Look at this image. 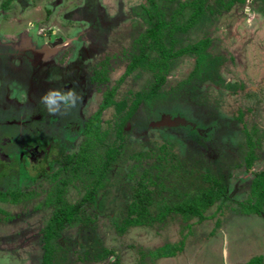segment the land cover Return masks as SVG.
Returning a JSON list of instances; mask_svg holds the SVG:
<instances>
[{"label":"rangeland","instance_id":"374dc122","mask_svg":"<svg viewBox=\"0 0 264 264\" xmlns=\"http://www.w3.org/2000/svg\"><path fill=\"white\" fill-rule=\"evenodd\" d=\"M56 1L24 0L21 4L16 1L11 4L8 15L11 20L18 22L24 15L23 11L27 18H30L31 13L32 19H40L49 7L55 8L52 13L60 16L61 13L77 11L85 6H90L89 17L103 14L106 19L103 31L97 27L88 28L91 24H81L80 28L89 29L87 33L102 36L98 52L95 59L90 61L89 68L108 60L109 69H116L117 72L112 77L110 89L124 75L135 55L134 40L149 28L138 16L141 5L150 6L147 0H96V4H93V0H58L59 6L55 7ZM169 1L157 0L159 6L166 7L167 20L182 3L191 0ZM221 1L223 4L218 3V0H207L206 6L212 11L208 10L196 21L190 20L191 10L180 12L174 23L178 30L174 32L172 50L177 52L208 40L206 52L211 59L216 60L215 73L230 88L216 86L210 80L199 83L198 79L192 78L198 58L195 53H186L170 60L168 77L160 94L151 100L149 107L139 110V116L130 123L124 140L119 141L114 136L117 129L115 123H118L116 107L107 109L102 114L101 130L111 132L108 142L110 144L115 141L120 146L121 155L117 162L111 163L103 180L107 186L105 192L101 190L106 195L99 199L103 213L97 215L94 206L88 209L96 221L91 223L89 231L84 229L83 237H80L83 226L75 224L66 227L61 240L67 251L60 254L61 258H57L54 264H116V259L120 264H248L256 257H263L264 262V217L250 215L252 209L261 208L260 202L255 207V203H251L255 202V198L251 199L250 183L257 173L264 172V0H246L244 3L236 0L232 4H229L231 0ZM3 2L5 0H0V9ZM93 13L95 16H92ZM115 15H118L116 23H112ZM77 20L75 17L70 21L72 27L67 31L64 21L58 33H70L75 29L72 36H78L81 29ZM32 21L35 23V20ZM38 27V30L43 31L42 38L54 35L50 32V29L55 30L51 25ZM28 28L30 30L33 27ZM166 40L167 47H171V38ZM152 58H157L156 53H151L149 60ZM121 81L116 103L126 101L129 106L137 93L146 92L153 85L155 78L150 70L139 68ZM13 84L19 90L22 89L20 81ZM11 88L8 87V94L12 92ZM195 88H198L195 96L197 103L193 105L189 97L190 93L196 91ZM99 91H93L94 99L91 97L92 102L89 99L87 107H90H86V117L98 109L102 99ZM14 108H19L18 101ZM122 111L125 113L127 107ZM181 111L185 112V116L180 117L188 122L187 126H193L191 121L201 124V131L198 132L206 135L207 143L219 137L215 138L216 144L212 150L207 143L201 144L200 137L198 141L189 138L190 134L181 129L187 126H178L181 127L178 129L156 125L163 117H179ZM4 117L0 120V139L5 135L2 147L9 146V150L16 152L21 140L17 139L10 146L13 137L4 134V131L13 130L17 122L10 119L6 123ZM238 117L242 121H238ZM228 124L231 127L226 128ZM191 129L195 131L196 127ZM44 130L49 135L56 134L54 128L46 126ZM245 131L257 145L256 162L251 172H247L241 164L250 150ZM56 153L60 154V149L56 148ZM98 158L99 155H95L94 161L99 165ZM218 161H221L223 171ZM13 163L10 172L7 169L5 173L2 172L1 181L16 173L17 168ZM57 169L55 166L49 173L41 170V176L35 182L27 181L22 188L25 196L22 195L18 204L0 202L3 211L0 213V264H42L44 230L57 209L54 202L47 201L51 197L54 201V192L62 186V182L73 178L72 172L61 171L59 177L54 179L52 176ZM30 171L34 172L32 168ZM219 172L225 175L229 196L207 209L203 221H199L198 217H187L171 211L163 221L130 227L124 234L117 232L115 218L126 215L124 209L128 202L133 201L131 197L145 176L154 202L150 209L151 215L156 217L166 206L176 208L190 200L191 196L209 188L211 184L204 175H218ZM85 177L89 176L84 175L83 179ZM95 178L92 176L91 179ZM13 183H18L17 179ZM1 188L5 189L4 185ZM65 188V198L71 204L77 203L85 194L84 186L78 180L69 182ZM93 227L95 229L91 230ZM89 245H92L91 251L95 253L96 250L100 253L108 249L114 255L107 259H96L92 253L86 255L84 248H89ZM166 245L182 246L183 250L171 258L153 256V252ZM172 250L168 248V253L171 254Z\"/></svg>","mask_w":264,"mask_h":264},{"label":"flooded vegetation","instance_id":"af4514ba","mask_svg":"<svg viewBox=\"0 0 264 264\" xmlns=\"http://www.w3.org/2000/svg\"><path fill=\"white\" fill-rule=\"evenodd\" d=\"M16 1L18 4H21L22 1L24 0H5V2L2 3L0 9V120L1 118H5L4 116H6V120H5L6 123L7 122L9 123L10 119L15 120L17 122L13 130H11L10 132L4 131V134L7 133L8 135H11L13 137L11 139L12 142L10 146L17 139L18 141L21 140L22 142L18 147H16L17 148L16 150L17 153H16L15 151L9 150L10 148L9 146L2 147L3 145L2 138L5 140V135H3L4 137L2 136L0 139V176L3 173H5L6 169L9 172L12 170L11 169V167L13 166L12 162H14L13 164L17 168L16 173L14 172L15 174L13 173L8 175V177L5 178L3 181H1L2 177L0 178V202L5 201L14 205L18 204L21 201L22 195L25 196L22 188L26 186V182L27 181L35 182V180H37L41 176V170L43 173H49L50 171L54 170L55 166H57L58 169L55 172V174L52 176L53 178L56 175H58L59 177L61 171H63V173L71 172V166L67 165L66 167H64L62 160L66 156L78 154L81 152L84 143L89 138V127L91 121L95 119L97 116H99L100 127H101L102 114L107 109L111 107H116V104H119L116 103L117 102L116 96L118 95L119 88L122 84L121 80H123L124 78L135 72L137 69H139L137 68L133 70L130 74L126 75L128 70L127 67L124 75L120 77L118 81H116L114 85L111 86L109 89V85H111V83L113 82L112 77L117 72L116 69H109L108 60H105L104 62L98 65H96L97 64L96 63L95 65H93L92 69L89 68L91 66L90 61L92 62V60L95 59L96 52H98L102 36L96 33L95 34L87 33L90 32L89 29L80 28L81 24H84L85 26L86 24H91L92 26L88 27L87 25V27L88 28L97 27L98 30L103 31L105 26V23L103 22L104 20H106L103 14H101L100 16L98 14L97 17L93 13L92 16L95 17H89L91 16L89 14L90 6L89 8L85 6L77 11L73 10V11H68L66 13L64 12L61 13L60 16H58L56 13H52V11H54L55 8L49 7L45 9L44 11L45 15L43 16L42 14L40 19L39 18L32 19L31 13H30V18H27L25 11H23L24 15L17 22L11 20V18H9L8 15V13H10L9 11L11 10L10 8L11 4H13ZM57 1L54 2L55 7L59 6L58 4L59 2ZM87 1L90 2L89 0ZM93 2H94L93 4H96V0H93ZM147 2L150 5L148 0ZM145 7L148 8L149 6L141 5L139 11H141ZM96 12H98V10ZM117 16L118 15L112 17L113 19L112 20L113 22L111 21L112 23H116ZM138 16L140 17L139 14ZM75 17L78 19L77 25L79 26V29H81L79 35L72 36V33L75 29H72L73 31H71L70 33L62 32V34H59L58 33V30H60L59 26L64 24V21H66L67 27H65V29L66 31L69 30L68 28L72 27L71 24L72 22L70 21H72V19H75ZM32 20H35V23H31L33 22ZM42 23H44L45 25L49 24L52 26V28H55V30L50 29L51 30L50 32H52V34L54 35L51 36L46 35L42 38L41 35L43 31L38 30L39 28L38 25L39 26L44 25ZM34 24H36V26H34ZM31 26L33 28L29 30L28 27ZM14 29H17L16 33L14 32ZM66 34L68 36H66ZM63 35L65 37H63ZM134 44H135V40L133 46ZM136 53L137 52H135L134 54ZM130 64L131 61L129 65ZM28 65L30 66L28 67ZM34 69H39V71L37 72ZM217 75L218 77H220L219 74ZM167 77L168 75L166 76V80ZM166 80L162 85V88L164 87ZM18 81H20L22 84L21 90H19V88H16L15 85L13 84V83L17 84ZM211 83H213L216 86H219L214 82ZM10 86L12 87L11 88L12 92L8 94L7 93L8 87L10 88ZM150 88L146 92H148ZM96 89H98V91L101 90L99 91L102 95L101 102L98 105V109H96V111H94L92 115L86 117L85 110L90 107V106L87 107V104L89 102V99H92L91 97H93L94 95L93 91H96V93H98ZM195 89L196 91L194 93H190L189 98H191L194 103H197V97L195 96L197 94L198 88ZM17 90L19 91V93L15 94ZM49 90H60L63 92L69 90H75V92L80 96V100L74 101L73 99L69 101V103L72 105L77 103V106L71 108L66 115H59V114L50 115L46 110L45 106L41 103V97L44 96ZM107 98L111 99V101H113V104L112 106L102 110L101 114L99 115V111L102 105L106 102ZM93 99L90 102H92ZM17 101L19 104V108L15 109L14 105L16 104ZM135 101H136V97L129 106L127 105V103H125V107H127V111L125 113H123V111L120 112L117 111L116 117H118L117 119L118 123L116 122V120L114 121L113 118V122L114 123L116 122L115 126L117 128L114 133V136H116V133L121 126L123 117H125L128 114L129 109L135 104ZM138 112L139 110L135 111L133 115L127 118L128 120L124 123L122 127L124 134L123 140L125 138V133L130 123L134 121L137 116H139ZM173 116L175 117V115ZM178 116L184 117L185 112L184 111L179 112ZM238 121H242V118L238 117ZM191 122L193 123L192 127L194 126L196 127V130L194 129L195 131H192L191 129L192 127L189 126L182 128L177 127V128L185 129L190 134L189 138L198 141V137H200L199 140L201 141V144L207 143L208 139L205 138L206 135L204 134L202 135L200 134V132H198V130H200L202 127L201 124L194 121ZM46 126L54 128L56 134L50 133L51 135H49V133L44 130ZM229 127L231 126H229L228 124V127L226 128ZM105 131L109 132V135L104 140L103 147L101 148L97 147L95 148L94 151L91 152L92 154H89L87 167L84 168L85 169L84 171L86 172L89 170L88 176L90 177V180L88 181V179H86L87 181H84L85 178L83 179V176L85 174L83 173L80 175V178L73 176L72 179L71 178L67 179L71 183H73V181L75 180H78V182L84 186L85 194L86 191L90 188L88 186L89 183L90 182H92L93 184L96 183L97 178L100 175L98 169L101 168L100 165L101 161L106 158L107 151L110 149V147L111 146L115 147L116 151L118 152L116 160H118L121 155L120 146H117L115 141L110 144L108 142L109 140L108 137L110 136L111 132L108 130ZM101 132L104 131L101 130ZM245 133H246V143L249 146V149L251 150L252 148L255 153L257 149V145L252 141L253 139L251 138V135L246 131ZM175 136L180 138L178 135ZM215 138L218 139L219 137L216 136ZM215 138L214 140H211L210 143H207V146H209L211 150L213 148V145L216 144ZM115 139L117 140L119 139V141H122L117 136L115 137ZM9 140L10 139H7V141ZM181 142L186 143L187 141L181 140ZM201 147L204 148V146ZM56 148L60 149V154L56 153ZM95 152H101V153L97 154ZM95 155H99L98 158L99 165L96 164L94 161ZM220 162L221 161H219V164ZM255 162H256V156L252 164V167L248 168L247 157H245L243 163L241 164L245 166L247 172H251ZM95 164L96 166H94ZM111 166L112 164H110L108 169L105 170L104 179ZM96 167H98V169ZM219 167L222 170L223 165L220 164ZM31 168L32 170H34V172H36V175H33L34 172L30 171ZM91 169H96V171H94L95 172L94 174L93 171H91ZM90 171L92 174L90 173ZM262 173L264 172L257 173L254 179L258 176V174H262ZM228 175H230L229 172ZM92 176L96 177L95 180L91 179ZM213 176L218 178L221 181V183L226 185L227 188V181L225 180V175L223 173L219 172L218 175H213ZM11 178H13L12 181ZM16 179L18 183H13L16 181ZM254 179L252 180V182L254 181ZM69 182L67 183V185L69 184ZM252 182L250 183L251 199L255 198V202L251 201V203H255V205H253L255 207L259 202L257 200V197L253 195ZM3 185L5 189L2 190L1 187H3ZM106 187L107 186L104 185L102 181L101 186H99L97 188L98 190L95 191L94 198L96 199L97 204L90 202L84 203L82 207L85 208L87 213H89L88 209L93 208V206L95 208L97 207L98 215L103 213V210L101 209L100 200H101V196H105L106 193L102 194L101 190L103 191L104 188ZM65 189L66 188H64L62 198L63 200L67 201L65 198V194H66ZM135 193L132 196H134ZM84 195L77 203L75 204L69 203V204L71 205L79 204L81 201L84 200L85 198ZM227 196H229L228 192H227ZM126 198L129 199V197ZM53 202L54 201L52 199L51 203ZM263 205H264V200L263 202H261L260 205L261 208L260 209L255 208V212L250 211V215L255 214L264 217V211L262 210ZM54 206L55 208L57 207L56 204H54ZM0 213H3L2 209H0ZM199 221L201 220L199 219ZM94 229L95 228H93V230ZM182 250L178 251L177 253L181 252ZM171 257L174 256H169L165 258H171Z\"/></svg>","mask_w":264,"mask_h":264},{"label":"trees","instance_id":"16d2710c","mask_svg":"<svg viewBox=\"0 0 264 264\" xmlns=\"http://www.w3.org/2000/svg\"><path fill=\"white\" fill-rule=\"evenodd\" d=\"M148 1L150 3V6L148 8L145 7L141 11H139V15L142 20L149 25V28L137 39H135L134 47L137 53L132 57L131 64L128 66L126 75L130 74L137 68L148 69L152 72L155 78V82L148 92L139 93L136 95L135 104L129 109L128 114L126 113L127 115L123 117L121 126L116 133V136L121 140H123L124 135L122 127L128 120L127 118L131 117L135 111L143 110L147 106L149 107L151 100H153L157 95L160 94L162 85L166 80L169 62L173 58L186 53H195L198 58V62L192 78L198 79L199 83L210 80L221 87L229 88V86L221 81L220 77H218V75L215 73L216 60L211 59L206 52L207 44L209 42L208 40L200 41L189 48H185L177 52H174L172 50V43L174 42L175 36L174 32L178 30V27L176 28V25L174 23L177 17L180 16V12H182L184 9L191 10L190 20L191 22L196 21V19H198L201 15H204L208 10L212 11V9H209V7L206 6L207 0H191L190 2H187L185 4L182 3L177 10H174L173 13H171L170 19L168 20L165 19L167 15L165 11L166 7L159 6L157 0ZM241 1L244 3V1L246 0ZM222 2L223 1L220 2V0H218V3ZM234 2L235 0H231L229 4H232ZM167 10H169L168 7ZM167 38H171V47L169 48L165 43V41H167ZM151 53H156L157 58H152L151 60H149ZM112 104L113 101L107 98L106 102L102 105L99 111V115L101 114L102 110L112 106ZM193 105H196V103L193 102ZM123 108H125V102L116 104V109L118 112L122 111ZM108 135L109 132L107 131L101 132L100 119L99 116H97L91 121L89 127V138L84 143L81 152L64 157V159L62 160L64 167H66L67 165L71 166V172L73 176H76L77 178H80V175L82 173L85 175H89V170L87 172L84 171V168L87 167L89 154H92L91 152L94 151L95 148L103 147V142ZM117 155L118 152L116 151L115 147L111 146L107 151L106 158L101 161V168L98 169V167H96L100 174L97 178L96 183L93 184L92 182H90L92 185L89 183L88 186L90 188L86 191L84 200L79 204L71 205L62 198L64 190L63 188L66 187L69 180L63 181L62 186L54 192V203L57 205V209L53 212V215L48 221V224L44 230V255L42 264H54L57 258H61L59 257L60 254L66 253L65 251H67V248H65L64 246V241L61 240V236L62 232L66 229L67 226H72L75 224L83 226V228L80 230V237H83L85 234V230H88L91 223L96 221V217H92L91 213L88 214L85 208H83L82 206L86 202L97 204V201L94 198V193L102 184L105 170L108 169L111 163H114V161L117 162ZM254 160L255 153L251 148L247 156L248 168L252 167ZM217 164L219 165V161ZM91 171H93L94 174V171H96V169H91ZM57 177L58 175H56L54 179H57ZM145 177L138 183V187L135 190L136 193L134 196H132L133 201L127 203L124 209V211L127 212L126 215L124 214L123 218H115L114 225L119 234L126 233V231L130 227L146 226L147 224H152L154 221H163L167 214L171 211L180 213L187 217H199V219L203 221L205 219L204 212L209 207L215 204L216 201L223 200L228 197L226 185L221 183V181L213 175L209 176L206 174L204 175V177L211 184L209 188H206L197 195L190 197V200H188L184 204H180L176 208L166 206L159 213V215L153 217L151 215L150 209L154 202L152 200L151 193L147 188ZM85 179H88L89 181L90 177H85ZM252 192L253 195L257 197L258 202H263L264 173L258 174V176L252 182ZM47 202L51 203L52 197ZM124 211L122 209L121 214H123ZM251 211L255 212V209H252ZM96 242L98 243V241ZM81 246L84 245L81 244ZM170 247L173 249V252H171V254L168 253V248ZM165 248L166 251L164 250ZM92 249V245H89V248L86 246L84 248V250L86 251V255L92 253L91 255L96 259H107L114 255L113 252L108 249H103L100 253L99 250H96L95 253L91 251ZM180 250H182V247L166 245L163 248L157 250L155 253L153 252V256L157 258L175 256L176 253ZM115 263L120 264L118 259H116ZM248 264H263V258L257 257Z\"/></svg>","mask_w":264,"mask_h":264},{"label":"clouds","instance_id":"9594fccd","mask_svg":"<svg viewBox=\"0 0 264 264\" xmlns=\"http://www.w3.org/2000/svg\"><path fill=\"white\" fill-rule=\"evenodd\" d=\"M79 101L80 96L75 90L66 92L60 90H49L44 96L41 97V103L45 106L50 115H66L67 112L77 106L70 104L69 101Z\"/></svg>","mask_w":264,"mask_h":264},{"label":"water","instance_id":"95a60500","mask_svg":"<svg viewBox=\"0 0 264 264\" xmlns=\"http://www.w3.org/2000/svg\"><path fill=\"white\" fill-rule=\"evenodd\" d=\"M157 126H170V127H178V126H187L189 125L188 122L181 118V117H176L174 119L170 117H163L162 121L160 123H156Z\"/></svg>","mask_w":264,"mask_h":264}]
</instances>
